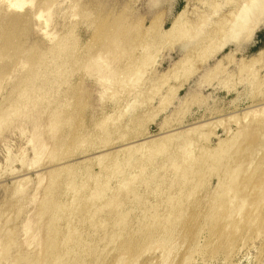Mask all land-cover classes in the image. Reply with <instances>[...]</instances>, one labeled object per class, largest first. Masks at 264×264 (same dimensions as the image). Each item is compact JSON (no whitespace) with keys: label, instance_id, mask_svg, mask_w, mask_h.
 Segmentation results:
<instances>
[{"label":"rangeland","instance_id":"374dc122","mask_svg":"<svg viewBox=\"0 0 264 264\" xmlns=\"http://www.w3.org/2000/svg\"><path fill=\"white\" fill-rule=\"evenodd\" d=\"M226 1L229 0H27L16 8L10 6V0H0V121L10 115L6 118L9 124L4 123L0 128V237H7L5 247L9 244V250L16 255H6L9 259L25 256L22 262H16L24 264L38 258L34 263H39L42 254L39 243L53 234L54 238L64 240L59 241L63 243L59 248H65V256L52 264H77L84 259H80L82 256L86 263H93L100 254L117 252L118 239L117 244L112 242L116 245L111 250L110 246L108 252L103 250L110 236L105 235L106 231L112 234L113 230L131 229L125 225L129 226L132 219L139 226H148L136 228L139 238L145 237L146 230L153 229L152 232L159 228L160 232L155 231L162 243L168 242L169 252L177 253L173 252L176 257L171 252L164 255L156 245L151 249L150 244L149 247L143 244L140 260L135 258L141 264H167L168 260H163L165 256L178 262L186 255L192 256L187 264H264V143L258 147L264 136L261 115L264 113L260 110L261 118L251 114L264 106V13L253 14L240 29H234L233 16L228 12L235 6L230 5L233 0ZM215 3H222L223 7ZM263 4L260 1L258 11L263 9ZM49 6L52 10L47 15ZM41 13L44 14L39 16ZM113 46L121 52L114 51ZM98 53H104L107 58L99 62L91 59ZM122 109L126 111L121 112ZM31 123L41 127L38 138L34 137ZM249 130L255 133H252L255 140ZM228 140L229 145L238 142V148L232 145L234 152L230 150V153L236 160L245 161V164L236 162V166L242 167L237 169L239 174L251 168L244 177H237V171L236 176L231 174L233 162L229 159V148H226L229 158L227 153L220 154ZM42 145L47 149L42 150ZM99 154H104L103 158ZM214 155L224 156L221 174L212 166ZM249 161L254 166L248 168ZM120 164L124 173L120 171ZM121 172L125 177H121ZM233 177L240 179L231 187L228 180ZM187 179L192 181L195 190L184 194L183 202L181 198L179 203L167 201L165 196L169 195L170 184ZM223 180L226 185L223 190L228 189L229 182L231 192L216 198ZM156 185L160 189H154ZM100 189L106 192L105 196L99 194ZM139 197H146V201ZM240 199L246 202L243 207L240 205L239 211L236 204ZM199 201L204 206L200 204L202 218L198 216L197 227L194 222L193 226L185 225L171 233L169 223L178 224L176 215L184 214L181 219L187 221L186 209L194 210ZM48 204L54 208L48 209ZM40 207L42 211L48 210L46 213L52 219L55 217L56 221L48 218L49 215L42 217L49 230V225L53 226V221L62 217L59 226L54 224L52 234L42 226L43 219L37 220ZM160 207L169 211L172 207L170 212L167 210L169 213L162 210L168 218H149V221L147 217L155 212L153 208ZM210 207L215 209L213 213L209 212ZM123 210L127 212L122 218ZM162 211L161 215H165ZM144 215L150 228L148 222L142 223ZM167 225L168 232L164 229ZM67 226L69 233L65 230ZM38 228L43 233H36ZM195 231L198 235L194 236ZM46 233L51 235L45 237ZM163 235L171 239L165 236L163 239ZM179 235L182 242L185 239L183 243L186 241L191 247L197 244L196 248L181 245V240H177ZM171 241L178 242L175 245ZM101 242L106 246H101ZM0 245V256H3L5 247ZM71 247L73 252L66 253ZM106 254L100 255L103 260ZM114 255L108 254L107 260H100V264ZM0 263H3L1 258Z\"/></svg>","mask_w":264,"mask_h":264},{"label":"bare ground","instance_id":"6f19581e","mask_svg":"<svg viewBox=\"0 0 264 264\" xmlns=\"http://www.w3.org/2000/svg\"><path fill=\"white\" fill-rule=\"evenodd\" d=\"M10 1H11L10 6H12V7L14 6V7L18 8V7H22V6L24 5V3H25L27 0H10ZM36 1H37V0H36ZM231 1H232V0H229L228 2H231ZM260 1H262V0H233V1L230 3V5L233 4L232 7L235 6V7H233V9H235V10L232 12L233 14L230 12V11H232L233 9H230L229 12H228L229 15H232V16H233V21L231 22V23H232V27H233L234 29H240V26H241L242 24L244 25V23H247V21H248L249 19H251V17H253V14H256V13H258V12L261 13V14L264 13V4H263V9H262L261 11H258V5H259ZM263 1H264V0H263ZM226 2H227V1H226ZM226 2H225V3H226ZM228 2H227V3H228ZM35 3H36V2H35ZM219 3H220V2H219ZM48 4H49V3H48ZM215 4H216V3H215ZM215 4H214V5H215ZM217 5H218V4H216V6H217ZM219 5H220L221 7H223V6H222V5H223L222 3L219 4ZM219 5H218V6H219ZM216 6H214V7H216ZM214 7H213L212 9H214ZM50 10H52V9H51V7L49 6L48 14L46 13L47 15H49V11H50ZM44 12H46V10H45ZM230 13H231V14H230ZM43 14H44V13H41V14H39V16H42ZM37 17H38V16H37ZM13 21H14V20H13ZM96 22H97V20H96ZM94 23H95V22H94ZM43 32H45V31H43ZM46 34H47V33H46ZM187 44H189V43H187ZM60 45H61V44H60ZM60 45H59V46H60ZM62 45H64V44H62ZM64 46H65V45H64ZM114 46H115V45H114ZM114 46H113V47H114ZM219 46H220V45H219ZM219 46H218V48H219ZM56 47L58 48V45H56ZM113 47H112V48H113ZM115 47H117V46H115ZM115 47L113 48V50H114V51L118 50L117 48H116V50H115ZM118 47H119V46H118ZM53 48H54V46H53ZM110 48H111V47H110ZM119 48H120V47H119ZM59 49H60V48H59ZM113 50H110V51L113 52ZM110 51H109V52H110ZM118 51H119L118 53L121 52L120 49H119ZM210 54H211V53H210ZM203 57H204V56H203ZM105 58H107V57L104 56V53H98V54H96V55L94 56V58L92 57L91 59H95V60H97V61L99 62L100 60H105ZM197 59H198V58H197ZM95 60H93V61H95ZM200 60H201V59H200ZM91 61H92V60H91ZM219 63H220V62H219ZM211 71H212V70H211ZM141 73H143V72H141ZM141 73H140V75H141ZM136 75H137V77L140 79V75H138V74H136ZM132 76H133V75H132ZM132 76H131V77H132ZM141 76H142V75H141ZM131 77H130V78H131ZM141 78H142V77H141ZM139 79H138V80H139ZM135 80H137L136 77H135ZM138 80H137V82H138ZM130 81H132V79H131ZM126 82H127V81H126ZM137 82H136V83H137ZM138 83H139V82H138ZM134 84H135V83H134ZM127 85H129V84H127ZM135 86H137V85H135ZM135 91H136V89H135ZM134 93H135V92H133V93L131 94V96H133ZM135 97H136V96H135ZM126 101H127V100H126ZM129 102H130V101H129ZM129 102H128V103H129ZM131 103H132V102H131ZM262 104H263V103H262ZM128 105H129V104H127L126 106H128ZM123 106H124V105H123ZM123 106H122V107H123ZM126 106H124L125 109H126ZM129 107H130V105H129ZM258 107H259V106H258ZM260 107H261V106H260ZM260 107H259V110H257V109L254 108L256 111L253 110V112H251V114H252V115H253V114H256V116H257V114L259 115V114H261V113H264V112H263L264 106H262L263 109L260 108ZM250 108H251V107H250ZM17 109H18V108H17ZM125 109H122L121 112H122L123 110H125ZM127 109H128V107H127ZM130 109H132V108L130 107ZM130 109H129V110H130ZM252 109H253V108H252ZM260 110H261V113H260ZM125 111H126V110H125ZM251 111H252V110H251ZM247 112H248V111H247ZM254 112H256V113H254ZM258 112H259V113H258ZM13 113H14V112H13ZM14 114H15V113H14ZM251 114H250V115H251ZM4 115H5V114H4ZM250 115H248V116H250ZM252 115H251V116H252ZM261 115H262V117H263L262 119L264 120V114H261ZM9 116H10V115H9ZM9 116L7 115L6 118H8ZM251 116H250V117H251ZM243 117H245V115H244ZM253 117H255V116H252V118H253ZM258 117H260V115L257 116V118H258ZM6 118L3 117V119L1 120L2 122L0 121V128H3L2 126H3L4 123H8L7 120H8L9 118H8L7 120H6ZM248 118H249V117H247V120H248ZM255 118H256V117H255ZM260 118H261V117H260ZM237 119H238V118H237ZM249 119H251V118H249ZM5 120H6V121H5ZM4 121H5V122H4ZM125 121H126V120H125ZM229 121H230V120H229ZM243 121H244V119H243ZM250 121H251V120H250ZM252 121L254 122V120H252ZM258 121H259V120H258ZM214 122H215V121H214ZM244 122H245V121H244ZM255 122H256V121H255ZM24 123H25V122H24ZM36 123H37V122H36ZM245 123H246V122H245ZM8 124H9V123H8ZM25 124H26V123H25ZM25 124H24V125H25ZM29 124H30V123H29ZM55 124H56V123H55ZM263 124H264V123H263ZM22 125H23V124H22ZM31 125H34V127H33V128H34V132H35V134L33 133V134H34V137L39 136V133H38V132H39V130H40L41 127H40L38 124L35 125V123H34V124L31 123ZM31 125H30V126H31ZM250 125H251V124H250ZM30 126H27V127H30ZM224 127H225V126H224ZM246 127H247V126H246ZM246 127L242 128V129H245ZM53 129H54V128H53ZM250 129H251V128H250ZM22 130H23V129H22ZM0 131H1V130H0ZM26 131H27V130H26ZM245 131H246V130H245ZM249 131H250V130H249ZM253 131H254V130H253ZM255 131H256V128H255ZM22 132H23V131H22ZM41 132H42V131H41ZM256 132H257V131H256ZM23 133H24V132H23ZM243 133H244V132H242V134H243ZM247 133H248V132H247ZM250 133L252 134V133H254V132H251V131H250ZM257 133L260 135L259 131H258ZM239 134H240V133H239ZM251 134H250V135H251ZM254 134H255V133H254ZM254 134H252V136H253V140H255V138H256V137L254 138ZM258 134H256L257 139L259 138V137H258ZM29 136H30V135H29ZM75 136H76V135H75ZM252 136H251V137H252ZM169 137H170V136H169ZM227 137H228V136H227ZM239 137H242V136L239 135ZM261 137H262V136H261ZM36 138H38V137H36ZM40 138H41V137H40ZM263 138H264V136L261 138V141H259L258 147L262 146V145H261L262 142L264 143V139H263ZM166 139H167V137H166ZM204 139H205V138H204ZM225 140H226V139H225ZM239 140H240V139H239ZM262 140H263V141H262ZM165 141H166V140H165ZM5 142H6V141H5ZM218 142H220V141H218ZM223 142H225V141H223ZM228 142H229V140H228ZM8 143H9V141H8ZM136 143H137V142H136ZM226 143H227V142H226ZM231 143H232V142H231ZM6 144H7V142H6ZM44 144H45V143H44ZM46 144H47V143H46ZM46 144H45V146H46ZM134 144H135V143H134ZM134 144H133V145H134ZM141 144H142V143H141ZM145 144H146V143H145ZM186 144H189V145H190V143H186ZM191 144H193V143H191ZM222 144H223V143H222ZM229 144H230V142L227 143L226 145L223 144V146H225V147H224V150H223L222 152H220V154H222L223 152H224V153H227L226 151H228V150H229V151H228L229 153L232 152V151L234 152V148L231 147V146H232V145L234 146V145L236 144L235 146L237 147L238 142L235 143V144L232 143V145H229ZM242 144H243V143H242ZM216 145H217V144H216ZM240 145H241V144H240ZM245 145H246V144H245ZM45 146L42 145V148H43L42 150H44V148H46ZM142 146H143V144H142ZM142 146H141V147H142ZM185 146H186V145H185ZM228 146H230L231 148L228 147ZM129 147H130V146H129ZM129 147H127V149H128ZM133 147H134V146H131V148H133ZM135 147L137 148L136 145H135ZM143 147H144V146H143ZM143 147H142V148H143ZM182 147H183V146H182ZM192 147H193V145L190 146V148H192ZM221 147H222V146L220 145V148H221ZM236 147H235V148H236ZM262 147H263V146H262ZM226 148H229V149L226 150ZM237 148H238V147H237ZM263 148H264V147H263ZM46 149H47V148H46ZM125 149H126V148H125ZM188 149H189V148H188ZM217 149H218V148H217ZM217 149H216V150H217ZM240 149H242V148H240ZM261 149H262V148H261ZM10 150H11V149H10ZM10 150H9V151H10ZM104 150H105V149H104ZM185 150H186V149H185ZM219 150H220V149H219ZM219 150H218V151H219ZM230 150H232V151H230ZM105 151H106V150H105ZM183 151H184V149H183ZM186 151H187V150H186ZM218 151H217V152H218ZM235 151H236V150H235ZM212 152H213V151H212ZM257 152H258V150H257ZM87 153H88V152H87ZM93 153H94V152H93ZM97 153H98V152H97ZM111 153H112V152H111ZM208 153H209V152H208ZM210 153H211V152H210ZM215 153H216V152H215ZM229 153H227V154H228L227 158H229ZM217 154H218V153H217ZM237 154H238V153H237ZM257 154H258V153H257ZM42 155H43V154H42ZM87 155H88V154H86V156H87ZM89 155H90V154H89ZM96 155H97V154H96ZM99 155H100V154H99ZM113 155H114V154H113ZM204 155H205V154H204ZM207 155H208V154H207ZM230 155L233 156L231 153H230ZM240 155H241V154H240ZM255 155H256V154H255ZM259 155H260V154H259ZM84 156H85V155H84ZM86 156H85V158H86ZM101 156H102V157H101ZM103 156H104V154H102V155H100V156H98V157L103 158ZM107 156H108V155H107ZM212 156H213V155H212ZM212 156H211V157H212ZM219 156H220V155H219ZM221 156H222V155H221ZM231 156H230L229 159H230V162H233V163H232L233 166H232L229 170L232 171L231 174L233 173V176H236V174H237V177H244V175L247 174L246 171H247V172H248V171L250 172V169H251V168H249V167H251V165H252L251 163H252L253 161H251V163H250V161H249V163H248V164H250V166L248 165V168H249V169H247V170L245 171V174L243 173V174H244V175H243V174H241V171H240V174H239L238 170H240L242 167H238V166H236V162L238 161V163L242 162L243 164H245V163H244L245 161L243 162V161H242L243 159H242V160H236L235 155H234L233 157H231ZM199 157H200V156H199ZM206 157H207V156H205V159H206ZM214 157H215V155H214ZM223 157H224V156H222V158H220V157L217 158V156H216V157H215V160L212 158V159L214 160L212 166H213V168H215L216 170H218L219 173H220V169H222V168L224 167V166H223L224 163L222 162V160L225 161V159H223ZM225 157H226V156H225ZM89 158H92V157H89ZM89 158H88V159H89ZM95 158H96V157H95ZM207 158H208V157H207ZM219 158H220V159H219ZM240 158H241V157H240ZM242 158H243V157H242ZM191 159H192V158H191ZM197 159H198V158H197ZM197 159H194V160L197 161ZM202 159H203V158H202ZM244 159H245V158H244ZM85 160H86V159H85ZM91 160H92V159H91ZM200 160H201V159H200ZM200 160L197 161V162H200ZM203 160H204V159H203ZM226 160H228V159H226ZM231 160H232V161H231ZM89 161H90V160H89ZM192 161H193V159H192L190 162H192ZM196 161H195V162H196ZM201 161H202V160H201ZM206 161H207V159H206ZM206 161H205V162H206ZM190 162H189V164H191ZM207 162H208V161H207ZM207 162H206V163H207ZM82 163H83V162H82ZM84 163H85V161H84ZM192 163H193V162H192ZM206 163H205V164H206ZM211 163H212V161L209 163V164H210L209 167H211ZM222 163H223V165H222ZM226 163H228V162H226ZM195 164H196V163H195ZM201 164L203 165V163H201ZM228 164H229V163H228ZM121 165H122V164L119 165V166H120V171L123 170V168H122L123 166H121ZM196 165H197V164H196ZM207 165H208V164H207ZM221 165H222V167H221ZM229 165H230V164H229ZM234 165H235V166H234ZM241 165H242V164H241ZM252 166H254V165H252ZM233 167H234V168H233ZM235 167H236V168H235ZM237 167H238V168H237ZM199 168H200V167H199ZM227 168H228V167H227ZM121 169H122V170H121ZM237 169H238V170H237ZM199 170H202V168L199 169ZM211 170H212V169H211ZM124 171H125V170H124ZM236 171H237V173H236ZM251 171H253V170H251ZM49 172H50V171H49ZM122 172H123V171H122ZM122 172H121V175H122ZM194 172H196V171H194ZM194 172H193V173H194ZM200 172H201V171H200ZM205 172H206V171H205ZM216 172H217V171H216ZM221 172H222V170H221ZM123 173H124V172H123ZM125 173H126V172H125ZM193 173H192V174H193ZM196 173H197V172H196ZM217 173H218V172H217ZM229 173H230V172H229ZM234 173H236V174H234ZM87 174H88V173H87ZM119 174H120V173H119ZM126 174H127V173H126ZM220 174H221V173H220ZM222 174H223V172H222ZM249 174L252 175V172H251V173H248V177H251ZM263 174H264V172H263ZM193 175H194V174H193ZM217 175H218V174H217ZM226 175H227V174H226ZM229 175H230V174H229ZM241 175H242V176H241ZM123 176H124V174H123L121 177H123ZM127 176H128V175H127ZM127 176H126V177H127ZM190 176H191V175H190ZM207 176H208V175H207ZM220 176H221V175H220ZM222 176H223V175H222ZM246 176H247V175H246ZM246 176H245V178H247ZM263 176H264V175H263ZM119 177H120V176H119ZM124 177H125V176H124ZM192 177H193V176H191V178H192ZM226 177H227V176H226ZM237 177H233L232 180H228V179H227V180L231 183V184H230L231 187L233 186L232 183L234 184V183H236L237 181H239V180H237V179H240V178H237ZM23 178H24V177H23ZM180 178H181V177H180ZM203 178H204V177H203ZM245 178H243L242 180H246ZM259 178H260V177H259ZM259 178H258V179H259ZM116 179H117V178H116ZM124 179H125V178H124ZM184 179H186V178L184 177ZM193 179H194V178H193ZM193 179H192V180H193ZM221 179H222V178H221ZM247 179H249V178H247ZM118 180H120V179H118ZM180 180H181V179H180ZM218 180H219V179H218ZM116 181H117V180H116ZM110 182H111V181H110ZM112 182H113V181H112ZM166 182H167V181H166ZM175 182H176V181H175ZM193 182H194V181H193ZM198 182H199V181H198ZM198 182H197V183H198ZM220 182H221V180H220ZM224 182H225V180H223L222 184H220V185H222V190L219 189V192H217L216 196H214V197L217 198V196H219V195L222 197L223 194H224V197H225V196H227V195L231 192V187H230V185H229V182H228L227 184H228V186H229L230 188H229V187H226V188H228V189L225 190V191L223 190V189H225V186H226V185H224V184H225ZM117 183H118V182H117ZM195 183H196V182H195ZM168 184H169V183H168ZM168 184H164V185H168ZM199 184H200V183H199ZM158 185H160V184H158ZM162 185H163V184H162ZM193 185H194V184L192 183V181H191V180H188V179H187L186 181H184V182L181 181L180 183H176V184H173V182H172V183L170 184V186H169V189H170V190H174V189H175V192H171V191L169 190V192H167V193H169V195L165 196V199H167V201H168V200H169V201H171V200H173V201H174V200H177V201H178L181 197L184 196V194H185V195H186V194L189 195L193 190H195V189H193V187H195V186H193ZM218 185H219V184H218ZM109 186H110V185H109ZM117 186H118V185H117ZM197 186H199V185H197ZM201 186H202V185H201ZM110 187H111V186H110ZM153 187H154V189H157V188H155V187H158V186L156 185V186H153ZM165 187H166V186H165ZM165 187H164V188H165ZM223 187H224V188H223ZM158 188H159V187H158ZM167 188H168V187H167ZM167 188H166V189H167ZM147 189H148V188H147ZM159 189H160V188H159ZM159 189H158V192H159ZM161 189H162V187H161ZM166 189H165V190H166ZM192 189H193V190H192ZM77 190H78V189H77ZM103 190H104V189H103ZM213 190H214V189H213ZM217 190H218V189H217ZM100 191H101V193L99 192V194H100V195L102 194L101 196H105V195H106V192H105V191L102 192V189H100ZM111 191H113V190H111ZM73 192H75V191H73ZM76 192H77V191H76ZM76 192H75V193H76ZM107 192H108V191H107ZM156 192H157V190H156ZM156 192L153 193V191H152L153 194H156ZM164 192H166V191H164ZM170 192H171V193H170ZM198 192H199V191H198ZM208 192H209V191H208ZM215 192H216V189H215ZM108 193H109V192H108ZM110 193H111V192H110ZM152 193H149V194H152ZM160 193H161V192H160ZM194 193H195V192H194ZM226 193H227V195H225ZM141 194H142V192H141ZM147 194H148V193H147ZM153 194H152V195H153ZM157 194H158V193H157ZM165 194H166V193H165ZM203 194H204V193H203ZM213 194H214V193H213ZM137 195H138V193H137ZM137 195H136V197H137ZM143 195H144V193H143ZM159 195H160V194H159ZM195 195H196V194H195ZM198 195H199V194H198ZM214 195H215V194H214ZM107 196H109V195L107 194ZM140 196H142V195H140ZM149 196H150V195H149ZM149 196H148V197H149ZM157 196H158V195H156V196H154V197H157ZM162 196L164 197V195H162ZM200 196H201V195H200ZM204 196H205V195H204ZM204 196H203V197H204ZM207 196H208V195H207ZM110 197H112V195H111ZM113 197H114V196H113ZM148 197H147V201L149 200ZM150 197H151V196H150ZM150 197H149V198H150ZM188 197H190V196H188ZM201 197H202V196H201ZM212 197H213V196H212ZM221 197H220V198H221ZM47 198H48V197H47ZM47 198H46V199H47ZM106 198H108V197H106ZM139 198H140V197H139ZM139 198H138V199H139ZM141 198H144V197H141ZM141 198H140V199H141ZM183 198H184V197H183ZM185 198H186V197H185ZM185 198H184V199H185ZM199 198H200V197H199ZM216 198H215V200H217ZM241 198H242V197H241ZM48 199H49V198H48ZM152 199H153V197H152ZM165 199H164V200L161 199V202H162V201L165 202ZM181 199H182V198H181ZM205 199H206V198H205ZM213 199H214V198H213ZM218 199H219V198H218ZM238 199H239V198H238ZM105 200H106V199H105ZM111 200H113V199L111 198ZM143 200L146 201V197H145ZM153 200H154V199H153ZM155 200H157V198H156ZM186 200H187V199H186ZM186 200H185V201H186ZM188 200H189V199H188ZM206 200H207V199H206ZM206 200H205L204 202H206ZM240 200H241V199H240ZM242 200L244 201V199H242ZM242 200L239 201V204H238V205L236 204V206L238 207V210H239V211H240L239 207H241L240 205H242V207H243V204L246 202V201L243 202ZM141 201H142V200H141ZM173 201H171V202H173ZM185 201H184V202H185ZM200 201H201V200H200ZM200 201H199V203L197 202L198 205H197L196 208H194V210H193V209H191V210H190V209H186V214H187L186 216L189 215V219H188L187 221H186L185 218H182V219H181V217L184 216L185 214L182 215L181 217H180V215H176L178 218H177V219L175 218V219L178 220V224H177V223H174V224H176V225H172V224L169 223V225L172 226V227H171V233L174 232V231H176V230L178 231V230H181V229L185 228V225L188 227V225L190 226V225H192V223H194V222H195V223H194L193 225H196V227H197V223H198L197 220H198V216L200 215L199 212L201 211V210H200V209H201L200 207L203 205V204L201 203L202 201H201V202H200ZM208 201H209V200H208ZM211 201H212V199H211ZM47 202H49V201H47ZM148 202H149V201H148ZM150 202H152V201H150ZM153 202H154V201H153ZM153 202H152V204H154ZM179 202H181V201H178V203H179ZM182 202H183V199H182ZM240 202H242V203L240 204ZM106 203H107V202H106ZM155 203H156V202H155ZM158 203H159V202H158ZM178 203H177V204H178ZM236 203H238V202H236ZM145 204H146V203H145ZM149 204H150V203H149ZM161 204H162V203H161ZM175 204H176V203H175ZM175 204H174V205H175ZM191 204H192V203H191ZM200 204H202V205H200ZM214 204H215V203H214ZM48 205H49V204H48ZM108 205H109V204H108ZM155 205H156V204H155ZM174 205H173V207H174ZM49 206H50V205H49ZM145 206H146V205H145ZM145 206H144V207H145ZM158 206H159V205H158ZM175 206H176V205H175ZM178 206H179V205H178ZM180 206H181V205H180ZM183 206H185V205H182L181 208H183ZM191 206H192V205H191ZM194 206H196V204H195ZM194 206H193V207H194ZM203 206H204V205H203ZM234 206H235V205H234ZM47 207H48V206H47ZM134 207H135V206H134ZM188 207H189V205H188L186 208H188ZM237 207H235V208H237ZM42 208H43V207H40V210H41ZM53 208H54L53 206H50L48 209H51V210H52ZM106 208H107V207H106ZM145 208H147V207H145ZM197 208H198V209L200 208V209L197 210ZM202 208H203V207H202ZM211 208H212V207L209 208L210 211H209V209H208L207 211H209V212L212 211V213H213V212H214L213 210H215V209H211ZM214 208H216V207L214 206ZM235 208H233V209L235 210ZM127 209H128V208H127ZM130 209H131V208H130ZM130 209H129V211H130ZM133 209H134V208H133ZM133 209H132V210H133ZM137 209H138V208H137ZM137 209L135 208L134 211H135V210L137 211ZM150 209L152 210V208H150ZM150 209L148 208V210H150ZM165 209H166V208L161 209V207H160V209L158 208V210H161V211L164 210V211H166V213H169V212L171 211L172 207H171L170 211L167 209L169 212H168L167 210H165ZM42 210H43V209H42ZM42 210H41L40 212H38V211L36 212V214L38 213V215H36L37 218H38V219L36 218L37 220H39V219L41 220V219H43L45 216L48 217L49 214L46 213L48 210H47L46 212H45V211H42ZM144 210H145V209H144ZM153 210H155V212L153 211V212L151 213V211H150V213H151L152 216H148V215H150V214L147 215V214H146V211H144L145 214H146L148 217H147L146 215H144V216H142L141 218L144 219L143 217L146 216L147 219H148L149 221H150V219L152 220V219H156V218H159V220H161V218H163L162 220H164V219H166V217L168 216V215L165 214L163 211H162V212H163V214H165V215H161V211H160V213H159L157 209H154V208H153ZM177 210H178V209H177ZM182 210H183V209H180V208H179V211H182ZM238 210H235V212H237ZM241 210H242V208H241ZM142 211H143V210H142ZM203 211H204V209H203ZM42 212H43V213H42ZM126 212H127V210H126ZM126 212H125V210H123V213H124V214H123V213L121 214V216L123 215L122 218L125 217V213H126ZM131 212H132V211H131ZM131 212H130V213H131ZM157 212H158V213H157ZM209 212H208V214H210ZM232 212H234V211L232 210ZM235 212H234V213H235ZM44 213H46L47 215H41V214H44ZM65 213H66V212H65ZM130 213H127V214L130 215ZM132 213H133V212H132ZM140 213H142L141 210H140ZM147 213H149V211H147ZM180 213H181V212H180ZM200 213H201V212H200ZM204 213H205V212H204ZM230 213H231V212H230ZM234 213H233V216H234ZM239 213H240V212H239ZM241 213H242V212H241ZM68 214H69V213H68ZM136 214H137V213H136ZM142 214H143V213H142ZM142 214H140V215H142ZM171 214H173V213H171ZM171 214H169V217L171 216ZM175 214H178V212L176 213V211H175ZM109 215H110V214H109ZM109 215H108V217L111 218V216H109ZM140 215H138V217H136V218H139ZM156 215H157V216H156ZM201 215H202V213H201ZM205 215H206V214H205ZM237 215H240V214H237ZM237 215L235 214V216H237ZM5 216H6V215H5ZM43 216H44V217H43ZM49 216H50V217H48V218H51V219H52L53 216H51V215H49ZM63 216H64V215H63ZM70 216H71V215H70ZM116 216H117V218H120V219H121V217H119L118 214H117ZM131 216H132V215H131ZM131 216H130L129 218H131ZM173 216H174V215H173ZM186 216H185V217H186ZM206 216H207V215H206ZM42 217H43V218H42ZM47 217H46V220L48 219ZM58 217H59V218H58ZM58 217H57V222H55V221H56V220L54 219L55 217L52 219V220H55V221H53V223L50 222L51 219H50V220H47L48 222H50V223L53 224V226L51 225L52 227L49 225L50 230L48 229V225L46 226V222H44L45 219H43V223H45V225L42 224V226H43V227L46 226L47 228H45V229H48L49 231H51V232H49V233H51V234H52L53 229H55V225H54V224H55V223H58V226H59V222L62 221V217H61V216H58ZM60 217H61V218H60ZM64 217H66V216H64ZM68 217H69V216H68ZM146 217H145V218H146ZM203 217H205V216H203ZM228 217H230V215L227 216V218H228ZM231 217H232V216H231ZM69 218H70V217H69ZM134 218H135V217H134ZM141 218H140V219H141ZM149 218H150V219H149ZM167 218H168V217H167ZM199 218H202V217L199 216ZM60 219H61V220H60ZM113 219H114V218H113ZM125 219H126V221H127V217H126ZM140 219H138V220H140ZM142 219H141V220H142ZM147 219H146V220H147ZM169 219H170V218H169ZM172 219H174V218H172ZM183 219H185V220H183ZM229 219H231V218H228V220H229ZM66 220H68V219H66ZM109 220H110V219H109ZM117 220H118V219H117ZM131 220H132V219H131ZM131 220H130V223H128L129 226H127V224L125 225V223H124V225L126 226V228H127V227H130V228H131V229H128V230L125 228L127 231L124 229L125 231H121V232H119V231H118L119 229H118L117 232H113L114 230L111 231L112 234H107V231H106L105 235H108V236L110 235V236L108 237V238H109V241H107V242H108V243H107L108 246H107L105 249H103V250H104L105 252H108L109 250H111V246H114V245L117 244L116 239H118V244L116 245L117 250H116V248H115V250H116L117 252L114 251V252H116V254L114 255V253L110 251V253H112L114 256H113L110 260H108V262L106 261L105 264H108V263H109V264H121L122 262L125 263L126 261H127V264H129V263H130V264H138V263L141 264L140 262H138V261L140 260V258H139V260H138V257H140V256H139V251L141 250L140 248H142V245H143V244H144V245L146 244L147 247H149V244H150L151 249H152L153 246L156 245L155 248H159V250L162 249L163 254H164L165 252H169V250H168V246H166V245L168 244V242H167V244H165V243H166L165 241L168 239V238H167L168 236L166 237L165 235H163V239H165L164 236H165L167 239H166L165 241L163 240L165 243H162V238L159 237L160 234L157 233V232L155 231V230H158L159 228H157V229L154 228V231H152V232H150V231L153 230V229H149L148 232H147V230H146V231L144 232L145 237L142 239V238H139L138 235H137V234H138V229H140L141 227H143V226H145V225L142 224L143 226H139V224H135L136 222H135L134 219H133V220H134L135 223H133V221L131 222ZM138 220H136L137 223H139ZM148 220L146 221V222H148V223L145 222V219L142 220V223H144V224H145V223L148 224V225H149V228H150V224H149V221H148ZM226 220H227V219H226ZM1 221H2V220H1ZM101 221H102V220H101ZM112 221H113V220H112ZM114 221H116V220H114ZM121 221H122V220H121ZM121 221H120V223H121ZM143 221H144V222H143ZM153 221H154V220H153ZM48 222H47V224H48ZM63 222H64V220H63ZM95 222H96V221H95ZM124 222H125V220H124ZM128 222H129V221H128ZM160 222H161V221H160ZM7 223H8V222H7ZM50 223H49V224H50ZM61 223H62V222H61ZM61 223H60V224H61ZM67 223H68V222H67ZM99 223H100V222H99ZM107 223H109V222H107ZM107 223H106V224L104 223V224L107 225ZM132 223L134 224V226L131 225ZM140 223H141V221H140ZM162 223H163V222H162ZM171 223H173V221H172ZM70 224H71V222H70ZM97 224H98V223H97ZM116 224H117V221H116ZM118 224H119V222H118ZM118 224H117V225H118ZM157 224H158V223H157ZM56 225H57V224H56ZM101 225H102V224H101ZM117 225H116V226H117ZM121 225H122V224H121ZM121 225H120V226H121ZM160 225L162 226V224H160ZM160 225H159V226H160ZM163 225H166V223L163 224ZM169 225H167V227H166L167 229L164 228L166 231L168 230V226H169ZM193 225H192V226H193ZM29 226H30V225H29ZM99 226H100V225H99ZM103 226H104V225H103ZM112 226H113V225H112ZM112 226H111V227H112ZM116 226H115V227H116ZM118 226H119V225H118ZM118 226H117V227H118ZM151 226H152V225H151ZM4 227H5V226H4ZM40 227H41V226H40ZM40 227H39V228H40ZM43 227H42V229H43ZM68 227H69V226H67V228H66L65 230H67ZM105 227H106V226H105ZM105 227H104V229H105ZM137 227H138V229H137V234H136V228H137ZM139 227H140V228H139ZM145 227H148V226L146 225ZM157 227H158V226H157ZM169 227H170V226H169ZM39 228H38V230H36V231H37L36 233H38V234H40V232L44 231V229H43V230L41 229L42 231H40ZM52 228H53V229H52ZM70 228H71V227H70ZM73 228H74V227H73ZM98 228H99V227H98ZM106 228H107V227H106ZM113 228H114V227H113ZM113 228H112V229H113ZM189 228L191 229V227H189ZM189 228H188V229H189ZM29 229H30V228H29ZM61 229H62V228H61ZM188 229H187V230H188ZM195 229H197V228H195ZM198 229H199V228H198ZM198 229H197V230H198ZM72 230H73V229H72ZM91 230H92V229H91ZM120 230H121V229H120ZM122 230H123V226H122ZM142 230H143V229H142ZM142 230H141V231H142ZM169 230H170V228H169ZM38 231H40V232H38ZM70 231H71V230H70ZM87 231H88V230H87ZM92 231H94V230H92ZM97 231H98V230H97ZM102 231H103V230H101V232H102ZM104 231H105V230H104ZM182 231L184 232L185 230H182ZM33 232H34V231H33ZM47 232H48V231H47ZM61 232H62V230H61ZM126 232H128V233H126ZM142 232H143V231H142ZM142 232H139V236L141 235ZM158 232H160V231L158 230ZM161 232L164 233L165 231H164V232L161 231ZM167 232H168V231H167ZM183 232L181 233V231H180L181 234H183ZM185 232H186V231H185ZM191 232H192V230H191ZM195 232H196V233H194V236H195L196 234L198 235L197 231H195ZM34 233H35V232H34ZM42 233H43V232H42ZM49 233L44 234L45 237L48 236V235H51V234H49ZM62 233H63V232H62ZM66 233H67V232H66ZM68 233H69V229H68ZM109 233H110V232H109ZM131 233H132V235H131ZM134 233H135L136 235H134ZM162 233H161V234H162ZM103 234H104V233H103ZM124 234H125V238L122 237ZM165 234H166V232H165ZM173 234H175V233H173ZM181 234H180V235H181ZM187 234H189V233L187 232ZM52 235H53V234H52ZM52 235L50 236V238L52 237V239H50V238L48 237V239H45V240L42 241L43 243H39V246H40V244H41V247H42V248H41V249H42V254H40L41 256H39V257H40V258H39V260H40L39 263L36 262V264H52V263L57 262V261L59 260L60 256H65V252L63 253V249H64V251H65V248H63V249L59 248V247H60V246H59V244H60L59 241H62V239H61V240H60V239L58 240V239L54 238ZM94 235H95V234H94ZM96 235H97V234H96ZM96 235H95V236H96ZM117 235H120V237L117 238ZM126 235H127V237H126ZM133 235H134V236H137L138 238H137V237H133ZM144 235H143V236H144ZM167 235H170V234L168 233ZM176 235H177V234H176ZM180 235H179V236H180ZM7 236H8V235H7ZM34 236L36 237L37 234H34ZM59 236H60V235H59ZM61 236H63V235H61ZM84 236H85V235H84ZM91 236H92V235H91ZM177 236H178V235H177ZM183 236H186V234L183 235ZM1 237H2V236H1ZM1 237H0V238H1ZM98 237H99V236L97 235V238H98ZM140 237H141V236H140ZM169 237H170V236H169ZM181 237H182V236H180V237H179L180 239L178 238L177 240H178V241L181 240V241H180V244L182 245V243L184 242L185 239H184L183 242H182ZM4 238H5V239H4ZM9 238H10V236H9ZM32 238H33V237H32ZM67 238H68V237H67ZM89 238H90V237H89ZM104 238H105V237H104ZM104 238H103V239H104ZM106 238H107V237H106ZM120 238H121V240H119ZM122 238H123L124 240H122ZM159 238H161V241H160ZM172 238H173V236H172ZM185 238H186V237H185ZM6 239H7L6 236H4V237H2V238L0 239V244H2L4 247H5V245H6V244H4V243L6 242ZM28 239H29V238H28ZM53 239H54V240H57V241H54ZM83 239H84V238H83ZM99 239H100V238H99ZM103 239H101V241H103ZM110 239H111V240H110ZM170 239H171V238H170ZM170 239H168V240H170ZM68 240H69V238H68ZM104 240H107V239H104ZM142 240H143V241H142ZM174 240H175V237H174ZM186 240H187V239H186ZM191 240H192V239H191ZM195 240H196V239H195ZM63 241H64V240H63ZM63 241H62V242H63ZM93 241H94V240H93ZM99 241H100V240H99ZM115 241H116V242H115ZM178 241H177V242H178ZM189 241H190V240H189ZM192 241H194V240H192ZM197 241H198V240H197ZM62 242H61V244H63ZM112 242H113V243H116V244L113 245ZM142 242H144V243H142ZM177 242H176V241H175V242H174V241H173V242L171 241V243H174V244H175V243L177 244ZM6 243H7V242H6ZM8 243H10V242H8ZM85 243H86V242H85ZM94 243H95V241H94ZM94 243H93V246H94ZM101 243H102V245L99 243V246H100V245H101V246H103V245L106 246V243H105V244H103V242H101ZM195 243H196V242H195ZM29 244H30V243H29ZM31 244H32V243H31ZM61 244H60V245H61ZM64 244H65V243H64ZM86 244H87V243H86ZM110 244H111V245H110ZM151 244H152V245H151ZM153 244H154V245H153ZM176 244H175V245H176ZM180 244H179V246H180ZM8 245H9V244H7V246H6L5 249H4L3 256H2V255L0 256L1 260L3 261V263H0V264H5V263H6V264H18V263L16 262V260H17V261H18V260L20 261V260L22 259V261H23V260H24L23 258H24L25 256H23V257L21 256V257H22V258L20 257L21 259H18V258L16 259V257H12V258L9 259L8 256H6V255L11 256L12 253H13L12 251L9 250L11 247L8 246ZM10 245H11V244H10ZM32 245H34V244H32ZM68 245H70V244H68ZM91 245H92V244H91ZM91 245H90V247H91ZM169 245H170V244H169ZM183 245H185V246L188 247L189 243L187 244L186 241H185V243H183ZM0 246H1V245H0ZM63 246H65V245H62V247H63ZM87 246H88V245H87ZM109 246H110V249L108 250V247H109ZM171 246L173 247V244H171ZM171 246H170V247H171ZM193 246H195V245L193 244ZM193 246H192V247H193ZM196 246H197V244H196ZM196 246H195V248H196ZM37 247H38V245H37ZM88 247H89V246H88ZM88 247H87V248H88ZM147 247H146V248H147ZM170 247H169V248H170ZM172 247H171L170 249H173ZM177 247H178V246H177ZM190 247H191V245H189V248H190ZM192 247H191V248H192ZM29 248H30V247H29ZM81 248H82V247H81ZM94 248H95V249H99V247L96 248V246H95ZM100 248H101V247H100ZM146 248H145V249H146ZM155 248H154V249H155ZM175 248H176V247H175ZM38 249H40V248H38ZM59 249H61L62 252H61ZM91 249H92V248H91ZM106 249H107V250H106ZM113 249H114V248H113ZM142 249H143V248H142ZM145 249H144V250H145ZM149 249H150V248H149ZM154 249H153V251H156V252H157V250H154ZM178 249H179V248H178ZM11 250H12V249H11ZM167 250H168V251H167ZM173 250H175V249H173ZM173 250H172V251H173ZM183 250H184V249H183ZM192 250H193V249H192ZM84 251H85V250H84ZM98 251H100V249H99ZM179 251H180V250H179ZM179 251H177V252L179 253ZM188 251H189V250H188ZM40 252H41V251H40ZM68 252H73V251H72V247H71V249L69 248L68 251H67L66 253H68ZM102 252H103V251L99 252V254L102 253ZM143 252H144V251H143ZM146 252H149V251L146 250ZM146 252H145V254H146ZM150 252H152V251H150ZM150 252H149V253H150ZM170 252H171V251H170ZM170 252H169V253H170ZM173 252H174V251H173ZM173 252H171L172 254H171V253H170V254L173 255ZM175 252H176V251H175ZM175 252H174V253H175ZM180 252H181V251H180ZM186 252H187V251H186ZM10 253H11V254H10ZM89 253H90V252H89ZM110 253L108 252L107 254L104 253V255H103V254H100V255L105 256V254H106L107 257H108V254H110ZM169 253H168V254H169ZM183 253L185 254V251H184ZM183 253H181V254H183ZM196 253H197V252H196ZM21 254H22V253H21ZM84 254H85V253H84ZM86 254H87V253H86ZM151 254H152V253H151ZM168 254H167V255H168ZM181 254H180L179 256H181ZM187 254H188V253H187ZM192 254H193V253H192ZM13 255L16 256L14 253H13ZM90 255H91V254H90ZM95 255H98V254H95ZM100 255H99L100 258L95 257V258H97V259H95L93 263H90V262H87V263H89V264H100V260H103V257H101ZM141 255H142V254H141ZM164 255H166V254H164ZM171 255H169V256L171 257ZM175 255H177V253H175ZM17 256H20V254L17 255ZM152 256H154V255H152ZM155 256H156V255H155ZM158 256H159V255H158ZM160 256H163V255H160ZM173 256H174V255H173ZM183 256H185V255H183ZM190 256H191V255H186V256L183 257V258H182V256H181V258H180V257H177L178 259L180 258V259L178 260V262H176V260H175L176 258L174 259V261L171 259L172 257L166 259L167 256H165V257H164L165 259H163V260H164V261H165V260H168V262L166 261L167 264H187V263L189 262V260L191 259V257H192V256H191V257H190ZM107 257H106V258H107ZM109 257H110V256H109ZM174 257H176V256H174ZM4 258H5L6 260H5ZM83 258H84V259H83ZM106 258H105L103 261L107 260ZM135 258H136L138 261H137ZM152 258H153V257H152ZM152 258H151V259H152ZM161 258H162V257H161ZM3 259H4V260H3ZM27 259H28V258H27ZM37 259H38V258H37ZM37 259H35V260H37ZM80 259H83V260H80L77 264H87V263H86V258H85V257L82 256V258L80 257ZM93 259H94V258H93ZM125 259H126V261H124ZM35 260H34V262H35ZM128 260H129L130 262H129ZM154 260H155V259H154ZM4 261H5V262H4ZM22 261H20V262H22ZM28 261H29V264H30V261H31V260L29 259ZM28 261H27V262H28ZM32 261H33V260H32ZM32 261H31V262H32ZM37 261H38V260H37ZM103 261H102V262H103ZM134 261H135V262H134ZM27 262L25 261V263H27ZM34 262H32V263H34ZM25 263H24V264H25ZM161 263L164 264L165 262H161ZM19 264H23V263H19ZM27 264H28V263H27ZM34 264H35V263H34ZM73 264H74V263H73ZM101 264H102V263H101ZM103 264H104V263H103ZM143 264H144V263H143ZM146 264H147V263H146Z\"/></svg>","mask_w":264,"mask_h":264}]
</instances>
